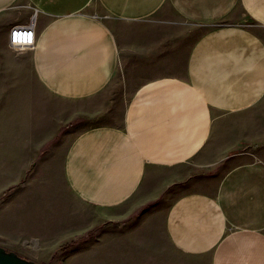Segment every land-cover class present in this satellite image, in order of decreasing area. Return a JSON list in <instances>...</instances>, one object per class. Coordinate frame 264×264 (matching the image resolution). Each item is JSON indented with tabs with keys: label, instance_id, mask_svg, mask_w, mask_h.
Here are the masks:
<instances>
[{
	"label": "crops",
	"instance_id": "crops-1",
	"mask_svg": "<svg viewBox=\"0 0 264 264\" xmlns=\"http://www.w3.org/2000/svg\"><path fill=\"white\" fill-rule=\"evenodd\" d=\"M32 15L34 45L12 48ZM119 90L118 121L64 143ZM0 245L264 264V0H0Z\"/></svg>",
	"mask_w": 264,
	"mask_h": 264
},
{
	"label": "rangeland",
	"instance_id": "rangeland-1",
	"mask_svg": "<svg viewBox=\"0 0 264 264\" xmlns=\"http://www.w3.org/2000/svg\"><path fill=\"white\" fill-rule=\"evenodd\" d=\"M87 13L96 14L91 6L87 9ZM236 23L244 24V25H253V21H251L245 15H235ZM128 90L124 92L123 90H119L114 95H112L113 101H110L107 96H103V100L100 102V106L98 108L91 109V114L86 115L80 119H75L71 121L68 125H66L65 130H63V137L65 139L64 143L68 144L70 140L74 137V135L80 130L95 124H100L104 122H116L121 117V108L125 102V99L128 98L129 93ZM107 103V104H106ZM92 232V231H91ZM91 234V233H90ZM89 234V235H90ZM82 239V238H81ZM42 264H52L51 262H39ZM60 264V263H56Z\"/></svg>",
	"mask_w": 264,
	"mask_h": 264
},
{
	"label": "built area",
	"instance_id": "built-area-1",
	"mask_svg": "<svg viewBox=\"0 0 264 264\" xmlns=\"http://www.w3.org/2000/svg\"><path fill=\"white\" fill-rule=\"evenodd\" d=\"M35 23L33 15L26 24L13 25L9 29V45L16 49L22 50L32 47L35 42Z\"/></svg>",
	"mask_w": 264,
	"mask_h": 264
},
{
	"label": "water",
	"instance_id": "water-1",
	"mask_svg": "<svg viewBox=\"0 0 264 264\" xmlns=\"http://www.w3.org/2000/svg\"><path fill=\"white\" fill-rule=\"evenodd\" d=\"M0 264H42L0 245Z\"/></svg>",
	"mask_w": 264,
	"mask_h": 264
},
{
	"label": "trees",
	"instance_id": "trees-1",
	"mask_svg": "<svg viewBox=\"0 0 264 264\" xmlns=\"http://www.w3.org/2000/svg\"><path fill=\"white\" fill-rule=\"evenodd\" d=\"M75 241H73V242H71V243H68V244H66V245H63V248L65 247H68L69 245H71L72 243H74Z\"/></svg>",
	"mask_w": 264,
	"mask_h": 264
}]
</instances>
